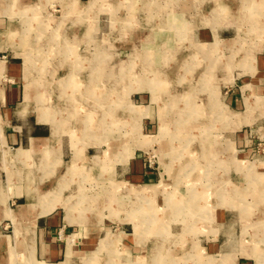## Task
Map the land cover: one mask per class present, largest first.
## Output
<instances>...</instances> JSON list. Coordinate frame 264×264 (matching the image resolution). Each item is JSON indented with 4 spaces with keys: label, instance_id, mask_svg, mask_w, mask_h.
Here are the masks:
<instances>
[{
    "label": "rangeland",
    "instance_id": "obj_1",
    "mask_svg": "<svg viewBox=\"0 0 264 264\" xmlns=\"http://www.w3.org/2000/svg\"><path fill=\"white\" fill-rule=\"evenodd\" d=\"M22 1L28 4L23 7L28 14L22 15V11L17 9V19L11 21L16 36L1 39L4 43L10 39L14 45L23 48L26 44L31 45L27 52L16 51L19 56H24L26 62H23V57L20 58L24 71L21 87L24 89L28 83L29 89L40 88L39 91L46 94V98L31 102L32 107L60 111L56 118L62 124V145L57 144L54 151L47 152L49 163L45 162L48 167L44 171L40 170L45 165L42 156L34 168L28 162L15 164L13 168L9 164L6 167L7 162L3 160L4 180L5 169L10 168L17 174L19 186L23 189L28 188L33 193L43 192L46 202L55 203L59 200L69 203L70 206L65 205L66 209L69 207L68 214L74 212L73 206L86 207L91 202L112 201V198L122 201V207L119 208L122 219L108 225L109 233L91 246L94 247L93 254L77 247L79 240L76 242V233H71L73 238L68 240L69 235H65L68 246L73 248L74 244V248L81 251L71 264H154L155 258L160 264L159 260L163 257L166 259L165 264H203L208 259L213 264H235L231 252H218L213 247L215 243L220 247L222 242L219 240L214 243L217 232L212 217L194 219L190 216L192 212H182L176 207L189 204L188 207L193 208L198 205L199 198H203L202 205L200 203L198 206L206 213L208 208H212L209 207L211 198L217 200L216 195L223 199V206H227L224 201L229 199L231 204H235L234 208L249 209L250 206H246L244 200L248 189L253 192L251 203L256 204L260 199L264 201V197L261 198L264 191L258 192L257 183L248 181L249 184H245V172H252L257 178L256 169L252 166L238 168L240 162H253L264 157V146L257 144L255 135L257 128L262 127L264 130V102L254 106L250 87L244 93V102L240 101L239 104V110L244 114L235 116L239 110L229 104L232 96L238 95L241 99L240 84L250 81V77L256 73L258 60L264 58V0H92L89 3L80 1V5L77 0H32L34 4L28 3L29 0ZM132 2L134 8L141 12L125 13L126 4L129 6ZM2 5L0 9L6 6ZM77 8L85 10V14L89 8L94 9L99 16L102 14L103 18L101 15L97 23L100 28L97 27L95 31L94 26L93 31L86 32L92 25V18L89 20L88 16L77 13L76 16L71 10ZM107 12L112 13L111 18L103 14ZM8 22H4L6 28ZM43 23L50 25L48 32ZM222 38L230 40L223 45L224 42L220 41ZM10 55L1 53L0 59L7 60ZM64 78L66 82L60 80ZM5 80L8 81L6 77ZM77 82L78 96L71 97L74 93L72 86ZM66 90L70 97L65 95ZM210 98L213 101L211 111L199 106V103L204 105ZM150 100L154 102L152 107L155 110L158 106L163 111L171 110L166 112L171 122L167 124V136L170 138L166 136L165 140L173 149L166 147L162 150L165 153L160 151L163 142L158 143L160 149L158 144L151 145V142V146L146 144L150 147L145 148L142 140L141 121L147 113L139 106L150 104ZM129 101L133 104H129ZM170 103L172 108H168ZM177 104L182 107L177 108ZM71 106L80 112L78 117L69 112L73 109ZM132 109L135 111L132 112ZM198 110L199 115L196 113ZM37 111L39 118L51 123L56 135L58 124L54 113L50 115ZM182 111V115L179 114ZM259 111L262 118L254 121V114H259ZM207 112L212 113L211 118L206 117ZM178 115L184 119L175 123L174 119L177 121ZM190 117H196V120L190 123ZM246 117L248 120H244ZM86 118L91 122L89 130L85 129L81 121ZM182 130L193 132L194 135L182 137ZM70 131L77 134L76 141L85 146L87 152L84 161L76 163L83 153V149L78 148L81 150H78L70 166L72 176L69 172L64 175L67 173L66 163L71 164V142L64 133ZM246 132L253 142H249L251 146L244 149L245 142L244 138H240V133ZM133 147L139 149V156L143 160H147L149 155L154 161L152 169L161 172L166 157L171 164L177 161L174 163L176 167L185 169L179 172V176L183 177L174 183L169 175L166 181L168 186L162 189L161 186L146 187L119 178L118 164L123 165L128 161L127 152ZM179 150L185 151H181V154ZM116 151L120 153V158H110L111 153ZM55 155L60 156V162H55L58 158L53 160ZM1 159L0 155V169L3 167ZM205 167L207 172L211 171V176L207 174L201 179V183L206 181L205 185H195L196 179L200 177L199 169L202 171ZM231 167L236 173L230 170ZM210 180L212 183L217 180L219 184H207ZM226 180L241 188H234L237 192L231 191L232 185L226 184ZM166 198H170L171 202L159 205ZM153 207L160 208L159 218L170 215L167 220H159L157 226L152 225ZM227 207L231 208L230 205ZM259 207L257 210L260 212ZM255 217L259 220L260 216ZM134 223L136 225L133 228ZM5 228L8 234L11 233L10 224L5 225ZM6 230L2 229L0 233L6 234ZM247 240L250 241L244 238L240 242L243 246L245 242L253 246L258 257L264 254V228H259ZM31 245L21 260L24 264H38L33 258L35 254ZM95 254V257H90ZM10 259L5 244L0 243V264H11ZM15 259V264H22L18 262L22 258ZM262 262L261 259L258 264Z\"/></svg>",
    "mask_w": 264,
    "mask_h": 264
},
{
    "label": "crops",
    "instance_id": "obj_2",
    "mask_svg": "<svg viewBox=\"0 0 264 264\" xmlns=\"http://www.w3.org/2000/svg\"><path fill=\"white\" fill-rule=\"evenodd\" d=\"M78 5H80V1H87L89 3L92 0H77ZM21 5L18 7V5ZM28 3H33L32 0H29ZM3 4V5H2ZM34 4V3H33ZM91 3L90 5H92ZM0 5L5 6L3 9H0V54L1 53H7L11 54L9 59H0V151L3 150L0 155H1V162L3 164L2 169H0V231L3 229L6 230L5 225L10 224L11 226V233H7V230L5 231L6 234L0 233V243L3 245L5 244L6 249L8 250L10 254V260L11 264H15L16 259L15 258H22L20 259L23 260V258L26 256L28 253V247L29 244H33V252H34V259L38 261V264H71L73 259L77 256L78 253L81 251L74 248H70L68 246V241L65 239V235H69L67 237V240L73 236V234L76 233V242L79 240V244L77 247H82L83 252H90L93 254L94 252V247L93 246L94 242L101 238L104 234H108L107 228L109 224H112V222H118L120 219H122V215L119 208L122 207V201L117 199L112 201H94L91 202L89 206H79L78 208L76 206L71 205V207L74 208V212L71 214L67 212L66 209V204L70 206L69 203H65L64 201H56L55 203L52 202H46L45 198L46 195H44L43 192H34L31 191L28 188L23 189L22 186L20 187L19 185V179H17V174L14 173L13 170L10 168L8 170L5 169V174H6V180H4V162L6 167H8V164L11 168L15 166V164L19 165L20 163H25L28 162L33 166V168L38 165L39 160L42 156L43 163L48 162L46 159V154L49 151H54L55 148L58 145H62L61 136H62V130L61 126L62 124L57 121V114L60 113V111L55 110H43L40 109V107H32L33 101L37 100L38 98H46V94L42 92L41 90L39 91L40 88L37 89H29L28 83L26 87L23 89L21 87V81L23 79V63L21 61V57L24 58V56H19L16 51H21V52H27L29 51V47L31 45L26 44L25 47H19V45H14L12 41L9 39L7 41L8 43H4L1 38L3 37H12L16 36V31H13L12 26L13 24L11 21L14 19H17V9L22 11L23 14H28L27 9L23 8L26 7L28 4L24 3L22 0H0ZM26 5V6H24ZM73 6V5H71ZM70 6V7H71ZM16 9H15V8ZM76 8V6H73ZM91 7V6H89ZM223 8L224 6L221 5ZM6 8V9H5ZM22 8V9H20ZM93 8V7H91ZM87 9V14H85V10L80 11L78 8L77 10H71L72 12L75 13L76 16L77 14L83 15L84 17L88 16L89 20L92 18V25L90 28L86 31H93L94 26H95V31L97 30V27L100 28V24L98 23V18L102 15L96 13L94 9ZM70 11V12H71ZM141 12L139 9L134 8V4L129 3V6L126 4V10L125 13L127 14H134V13H139ZM77 13V14H76ZM33 14V13H32ZM31 14V15H32ZM35 14V13H34ZM107 14L109 18H111L112 13L107 12L103 13ZM106 15V16H107ZM101 18V17H100ZM103 18V15H102ZM9 21V26L6 28V22ZM48 22V20H46ZM72 22V21H71ZM70 22V23H71ZM89 22V21H88ZM70 23H68L70 25ZM73 23V22H72ZM42 25H45L44 23ZM49 24L48 26L45 25L46 27V32L49 31ZM48 27V29H47ZM2 28V29H1ZM75 31V30H73ZM263 36V34L261 35ZM264 37V36H263ZM230 39L222 38L220 39L221 42H224L223 45H225L226 41H229ZM28 45V46H27ZM3 46H9V48H3ZM1 49H6V50H1ZM24 63L25 58H24ZM8 79V81L5 80ZM250 81L248 83H241L239 88H240V95L241 99L239 98L238 95L232 96L231 99L229 100V104L231 106L237 107L239 110V104L241 103L240 101L244 102V93L246 91L250 90V87L252 88V98H253V103L254 106L261 105L264 102V58H260L258 60V66L256 68V73L252 77H250ZM64 80L66 82V78L60 79ZM59 80V81H60ZM71 80V79H70ZM69 80V81H70ZM76 81V79H75ZM80 83V82H79ZM78 86V82H77ZM72 86V87H77ZM79 89H73L72 93L73 96L77 95ZM157 91H155V95ZM235 92H233L234 94ZM238 93V91H236ZM235 93V94H236ZM80 94V93H79ZM263 94V95H260ZM65 95L67 97L69 96V92L66 90ZM59 94H57V97ZM154 98V96H153ZM158 98V97H157ZM143 99V98H142ZM152 100V97H151ZM149 101L150 104L148 105H141L142 111L147 113L146 116L142 117V134H143V143H145V148L150 147L153 145V143L160 144L163 142V146L161 147L160 144H158V148L160 151L165 150L167 148L173 149L172 145L165 140V137L169 134L167 131L169 130V127L167 124H170V118L167 117L168 113L171 110H164L158 106L156 107L157 110H155L152 107V101ZM180 99H178V103ZM197 100V99H196ZM195 100V101H196ZM156 102V100H154ZM32 102V103H31ZM129 104H133V102L129 101ZM197 103V102H196ZM205 104L203 105L202 103H199V106H205L208 111L212 110V105L213 101L210 99L208 102H204ZM182 104V102H181ZM181 104H177V108H181ZM222 104V103H221ZM135 105V104H134ZM189 105V104H187ZM138 106V105H137ZM190 106V105H189ZM211 106V107H210ZM73 109H71L69 112L73 114L74 117L80 115V112L75 110L74 106ZM229 110L230 106L227 104L226 106ZM168 108H172V103L168 104ZM167 108V109H168ZM224 108V107H223ZM224 108V109H227ZM260 108V107H258ZM44 111L48 114H53L55 116L56 123L58 124L57 128V133L56 135L54 134V130L52 129L51 125L48 124L47 121H44L42 117L39 118L38 111ZM63 111V110H62ZM77 111V112H76ZM175 113V111H173ZM184 111H182L181 114ZM224 112V110H223ZM228 114V112H226ZM176 114V113H175ZM210 114V116H209ZM212 113H208L206 117L211 118ZM241 114H244L243 111H237L234 115L240 116ZM78 117V116H77ZM82 117V116H81ZM179 119L176 121L174 119V122H178L181 120L182 116H177ZM226 117V116H225ZM248 117L244 118V120H248ZM262 118L261 117V111H259V114L256 113L254 114V121ZM241 119V117H240ZM192 120H196V117H190V123ZM243 120V117H242ZM82 121V120H81ZM205 121V120H204ZM180 122V121H179ZM207 122V121H206ZM83 123V122H82ZM248 124V122H246ZM188 124V122H187ZM165 126V129H164ZM81 127V126H80ZM85 131V130H84ZM70 138V165L66 163L67 172L64 175L71 174L72 176V168L70 167L73 162L75 161V156L78 152V148L83 149V153L81 157L76 161V163L84 161L86 156V147L81 146L80 142L76 141L77 134L74 132H68L64 133ZM74 134V137H72ZM182 137H192L193 132L189 133L184 130H182V134H180ZM255 135L257 137L256 142L259 146H264V130L262 127L257 128L255 130ZM169 137V136H167ZM249 134L246 133H240V138H244V149L248 148L249 142L252 143V140H249ZM170 138V137H169ZM166 141V142H165ZM259 141V143H258ZM151 142V145L150 143ZM146 144H149L148 146ZM87 145V144H86ZM92 148V146H90ZM130 148V147H129ZM186 149V148H183ZM81 150V149H80ZM79 150V152H80ZM264 150V149H263ZM139 149H135V147L131 148L127 152V157L126 159L128 160L125 164H118V177L119 178H124L125 180L134 182V183H141L143 184L142 186H153V187H160L161 189L166 185L168 186L167 182L170 176L174 179V183L178 182L183 176H179V172H183L185 170L184 168L181 167H176L174 163L177 161H172L169 163V159L166 157L162 169L163 171L161 172L160 170H155L150 168L149 164L146 163L145 160H143L138 153ZM180 153L182 154L181 151L185 150H179ZM165 153V151H162ZM167 153V152H166ZM173 153V152H172ZM179 153V154H180ZM75 155V156H74ZM170 155V153H169ZM168 156V153H167ZM27 159H26V158ZM55 160L58 158L55 162H60V156H54ZM17 158L19 159L17 161ZM110 158H120V153L119 152H112ZM23 159H25L23 161ZM49 163V162H48ZM55 163V164H56ZM251 163V164H250ZM232 164V163H231ZM238 168H248V167H253L256 169V176L258 178V181L255 182L254 184L257 183L258 187L257 190L258 192L264 191V157L262 159H256V161L253 162H240L238 163ZM48 166L45 164L43 167H41V171L46 170ZM71 168V169H70ZM231 171L234 172V170L230 169ZM193 170L190 171L192 173ZM200 171V177L196 179L195 185L201 186L202 184L205 185V182L201 183V179L207 174L211 176V171L207 172L206 167ZM69 172V173H68ZM246 174V172H245ZM244 174V175H245ZM170 175V176H169ZM191 175V174H189ZM228 179V177H227ZM244 179L246 180L245 184L251 183L250 178L248 179L247 175H245ZM165 181V182H163ZM210 180L207 184L209 185H217V180H213V183ZM157 184H154L156 183ZM170 182V181H169ZM199 182V183H198ZM121 182L119 181V184ZM149 183V184H148ZM153 183V184H151ZM229 180H226V184H229ZM248 183V184H249ZM262 185H260V184ZM161 184V185H160ZM194 184V183H193ZM232 187L230 190L236 191L234 188H241V186H234V184L230 183ZM189 185V184H188ZM121 187V184L119 185ZM157 187V188H158ZM156 188V189H157ZM243 190H246L244 188ZM157 191V190H156ZM237 192V191H236ZM248 193L244 196V200L246 201L245 204L246 206L249 205L250 203V198H252V193L248 189ZM156 194V193H155ZM43 196V197H42ZM215 199L213 200L211 198V205L208 208L209 210L206 213H203L201 211V208L198 206L200 203L202 205V199L199 198L198 205H196L197 211H199V216H209L214 219V227L216 226L215 232H217V237L214 238V243L216 241L221 240L222 245L219 247V244H214L213 247L215 249H218V252H231L232 254V261L235 264H258V261L262 259L264 262V255L263 257H258L256 251L253 249V246L250 247L248 244L244 243V246L242 242H240V239L244 241L243 239V226H250L252 223L254 226H256L258 223L263 222L264 219V204L260 203L261 206V211L259 212L258 210L255 211V215L260 216L259 220H256V217L254 213H251V211L248 208H234L235 204H231V200L227 199V202L224 201V204L232 206V208H228L227 206H221L219 207V198L218 196L214 195ZM155 197V196H153ZM260 198V197H259ZM47 199V198H46ZM155 201V198H153ZM44 202H43V201ZM168 200V201H167ZM201 200V201H200ZM169 199H165V202H159L160 204H165L166 202H169ZM223 201V200H222ZM157 202V201H156ZM214 204V206L212 205ZM223 203V202H221ZM26 205V209L23 210L22 213H20L19 207L22 205ZM50 204V206L48 205ZM154 205H157L156 203H153ZM169 204V203H168ZM2 206V208H1ZM70 207V208H71ZM28 208V209H27ZM84 208V211H81L80 209ZM200 209V210H199ZM152 211V209H151ZM160 208L153 207V214H152V219H153V224L157 226V222L161 219L167 220L170 215L167 214V216H163V218H159V212ZM149 212V211H148ZM157 215L158 218H153ZM71 216V218H70ZM69 217V218H68ZM255 217V218H253ZM14 218V219H13ZM70 219V220H69ZM262 219V221H261ZM244 220V222H243ZM253 221V222H252ZM156 222V223H155ZM138 223V222H136ZM136 223H134L133 228L135 227ZM4 224V226L2 225ZM139 224V223H138ZM137 224V225H138ZM17 225V226H16ZM151 225V226H152ZM151 226L149 228H151ZM258 227L264 228V226L258 224ZM17 229V230H16ZM154 229V228H153ZM17 232V234H15ZM69 233V234H68ZM71 234V235H70ZM248 238H251L250 236ZM248 238H245L246 241ZM239 239V241H238ZM251 245V244H250ZM84 247V248H83ZM253 249V250H251ZM80 251V252H79ZM216 251V250H214ZM243 252H247V255L243 254ZM72 253V254H71ZM259 253V252H258ZM227 254V253H226ZM230 253L228 256L231 255ZM95 255H91L90 257H95ZM70 257V258H69ZM88 257V258H90ZM73 258V259H72ZM78 258V257H77ZM76 258V259H77ZM62 259V260H61ZM138 260V259H137ZM136 260V261H137ZM253 261V263H252ZM97 263V261H95ZM262 262V263H263ZM17 263V262H16ZM22 263V262H21ZM19 264V263H18ZM24 264V263H22ZM264 264V263H263Z\"/></svg>",
    "mask_w": 264,
    "mask_h": 264
},
{
    "label": "bare ground",
    "instance_id": "obj_3",
    "mask_svg": "<svg viewBox=\"0 0 264 264\" xmlns=\"http://www.w3.org/2000/svg\"><path fill=\"white\" fill-rule=\"evenodd\" d=\"M197 46V45H196ZM199 47V46H198ZM200 48V47H199ZM166 52V51H165ZM203 53V52H202ZM187 62V61H186ZM211 63V62H210ZM184 65V64H183ZM182 65V66H183ZM127 66V65H126ZM182 66H181V68H182ZM185 66L186 67H189L188 65H186V63H185ZM143 67V66H142ZM186 67H184V68H186ZM148 68V67H147ZM191 68V67H190ZM127 69H129V71L131 70L130 68H129V66L127 67ZM126 70V69H125ZM174 72V71H173ZM186 72V71H185ZM136 74V73H135ZM185 74V73H184ZM187 74V73H186ZM182 75V74H181ZM179 79H181V78H179ZM177 81V80H176ZM70 82V81H69ZM81 84V83H80ZM143 84V83H142ZM77 86V84L76 83H74V86ZM167 85V84H166ZM88 86V85H87ZM90 86V85H89ZM88 86V87H89ZM165 86V85H164ZM26 87V86H25ZM77 88V87H76ZM69 89V88H68ZM73 89H75V88H73L72 87V89L71 90H73ZM212 92V91H211ZM95 93V92H94ZM94 93H92V95L93 96H95L94 95ZM213 93V92H212ZM217 93V92H216ZM70 94H72V93H70ZM102 94V93H101ZM211 94V93H210ZM72 96V95H71ZM90 96V95H89ZM217 97V96H216ZM212 98V97H211ZM210 98V99H211ZM215 98V97H214ZM86 99H84V101H85ZM215 100V99H214ZM216 102V101H215ZM72 104V103H71ZM75 104V103H74ZM217 105V104H216ZM77 106V105H76ZM75 107V106H74ZM221 107V106H220ZM215 108H216V106H215ZM215 110V109H214ZM133 111H135V110H133L132 109V112ZM202 111V110H201ZM135 113V112H134ZM196 113H198V115H199V113H200V111L198 110V111H196ZM218 113V112H217ZM193 114H195V113H193ZM132 115V114H131ZM222 115H223V113H222ZM200 117V116H199ZM187 118V117H186ZM182 119H184V118H182ZM181 119V120H182ZM180 120V121H181ZM190 120V119H189ZM188 120V121H189ZM83 122H84V124H85V129L86 130H89L90 129V126H91V122H89L88 121V118H86V120H82ZM91 121H92V119H91ZM53 122V121H52ZM187 122V121H186ZM180 123V122H179ZM51 124V123H50ZM52 126V125H51ZM181 127V126H180ZM55 134V133H54ZM181 134H182V132H181ZM143 148V147H142ZM75 156V155H74ZM213 157H215V155H213ZM216 158V157H215ZM19 159L17 158V161H18ZM252 172H247L246 174H247V177H248V179L249 178H252V180H250L252 183H254V181L255 182H257L258 181V179L257 178H255V174H251ZM254 180V181H253ZM247 188H249V187H247ZM211 189V188H210ZM146 190V189H145ZM200 191H202V190H200ZM129 192H130V190H129ZM136 192V191H135ZM132 193V192H131ZM206 195V194H205ZM262 196H261V198L262 197H264V194L262 193L261 194ZM204 197V196H203ZM107 198V197H106ZM108 198H110V197H108ZM201 199V198H200ZM210 199V198H209ZM220 200H219V204H218V206H223V204H221V202H223L222 200L223 199H221V197L219 198ZM250 200H252L251 198H250ZM201 201V200H200ZM82 202H83V200H82ZM171 202V201H170ZM199 202V201H198ZM259 202L260 203H263L264 204V201L263 200H259ZM259 202H257L256 204H253V202L251 203H249V210L251 211V213H254V211L255 210H257V208H258V206H259ZM84 203V202H83ZM83 206H85V205H83ZM189 206V204L188 205H186V206H183V205H181V208H179L178 206L176 207V209L177 210H180V211H182V212H192L191 213V215L190 216H192L193 218L195 217V218H198V217H201V216H199L200 214H199V211H197V208H196V206L194 205L193 206V208H191V207H188ZM228 206V205H227ZM231 208H232V206H230ZM68 208V207H67ZM24 209H26V205L24 204V205H22L21 207H19V210H20V213H22L23 212V210ZM28 209V208H27ZM76 209V208H75ZM200 210V209H199ZM72 211V210H71ZM69 218V217H68ZM150 218V217H149ZM155 218H158V217H154V220H155ZM194 218V219H195ZM14 219V218H13ZM70 220V219H69ZM261 221H262V219H261ZM243 222H244V220H243ZM253 222V221H252ZM156 223V222H155ZM245 223V222H244ZM259 224V226L260 225H262V226H264V219H263V222H261V223H258ZM258 224L256 225V226H254L253 225V223L250 225V226H243V239L244 238H246V236L248 237V236H250V237H252V235H254L255 233H257V231L259 230V228H262V227H258ZM17 226V225H16ZM154 226V225H153ZM17 230V229H16ZM15 234H17V232L15 233ZM156 235V234H155ZM73 242V241H72ZM261 244V243H260ZM258 245V244H257ZM256 245V246H257ZM33 244L31 245V248L33 249ZM257 248V247H256ZM72 254V253H71ZM243 254H245V253H243ZM263 255L264 254H261V256L263 257ZM29 257V256H28ZM163 257V256H162ZM223 257H225L224 255H223ZM70 258V257H69ZM175 258V257H174ZM73 259V258H72ZM207 259V258H206ZM74 260V259H73ZM166 259L163 257V259H161L160 258V264H165L166 263V261H165ZM260 261V260H259ZM258 261V262H259ZM34 262V261H33ZM210 263H212L213 264V261H211V259H208V260H206V261H204V263L203 264H210ZM135 264V263H134ZM137 264V263H136ZM154 264H158V261H157V259L155 258L154 259ZM169 264H171V263H169ZM172 264H175V263H172Z\"/></svg>",
    "mask_w": 264,
    "mask_h": 264
},
{
    "label": "built area",
    "instance_id": "obj_4",
    "mask_svg": "<svg viewBox=\"0 0 264 264\" xmlns=\"http://www.w3.org/2000/svg\"><path fill=\"white\" fill-rule=\"evenodd\" d=\"M146 161V163H148L149 164V166H150V168H154V161L152 160V158H150L149 157V155H148V158H147V160H145Z\"/></svg>",
    "mask_w": 264,
    "mask_h": 264
}]
</instances>
